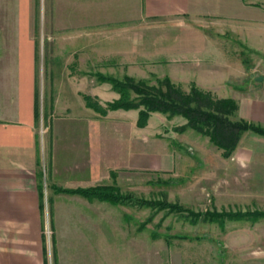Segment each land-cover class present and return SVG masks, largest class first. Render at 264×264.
<instances>
[{
    "label": "rangeland",
    "instance_id": "374dc122",
    "mask_svg": "<svg viewBox=\"0 0 264 264\" xmlns=\"http://www.w3.org/2000/svg\"><path fill=\"white\" fill-rule=\"evenodd\" d=\"M254 1L264 18V0ZM49 7L47 5L44 10V0H0L2 62L10 60L27 34L35 44V83L40 113L36 128L40 135L46 131L50 116L62 113L68 102L73 104L68 97L75 90L97 96L102 104L118 96L113 95L110 84L97 81L95 72L119 79L124 75L135 80L148 79L150 84H155L156 78L168 76L187 91L195 82L189 81L191 75L188 77L186 70L172 77L175 66L225 62L228 67L222 66L218 74L228 77V84H234L240 94L249 95L255 102H264V29L255 27L252 22L233 14L220 19L194 18L186 14L149 18L130 35L132 50L137 47L141 53V63L132 61L131 74H128L124 64L112 66L103 64L107 60H100L92 65L85 58L88 53L78 49L80 45L76 46L72 40L74 30L66 25L67 14L63 12L59 17ZM112 40V35L100 36V47H107L106 43ZM209 53L218 54L222 60L215 61L216 56H208ZM83 56V61L79 60ZM200 57H211V60L196 59ZM4 76V80L9 78ZM209 92L217 98L227 95L224 91ZM230 118H240L237 110ZM183 123L185 119L181 116L168 120L163 114H157L150 119L148 132H158L161 137L168 138L175 166L168 172L146 171L145 187L141 178L140 190L130 191L138 198L177 203L182 207L180 213L154 212L148 207L129 205L100 208L97 219L86 221L88 227L97 230L98 238V250L92 252L91 257L89 253V258H97L100 264H264V219L254 223L226 221L220 227L201 219L192 223L188 215L189 211L214 209H264V137L243 133L235 150L226 158L207 136L191 128L181 133L173 131L172 127ZM158 180L170 183L164 185ZM45 182L44 191L50 193ZM44 204L43 231L50 252L48 258L53 261L55 234L60 259H72L70 249L74 243L65 235L74 228V221L52 219L47 202ZM151 214L152 220L140 229L139 224ZM153 233L158 236L154 237ZM176 234L187 235L190 239H164V235Z\"/></svg>",
    "mask_w": 264,
    "mask_h": 264
},
{
    "label": "crops",
    "instance_id": "0c3cea01",
    "mask_svg": "<svg viewBox=\"0 0 264 264\" xmlns=\"http://www.w3.org/2000/svg\"><path fill=\"white\" fill-rule=\"evenodd\" d=\"M47 5L59 17L67 14L66 25L74 30L73 42L88 53L79 60L85 57L92 65L100 60L112 66L124 64L128 74L132 61L141 63V53L137 47L132 50L130 35L149 18L186 14L220 19L233 14L264 29V18L254 0H44L45 11ZM238 11L240 14H235ZM15 23L20 27L19 21ZM102 35L113 36L106 43V51L100 47ZM23 42L9 61L0 59V264H100L97 258L88 257L97 252L98 238L97 230L88 227L86 221L97 219L100 208L118 205L56 192L54 187L116 184L123 192L140 190L141 178L143 187L146 184V171L174 169L170 142L163 135L157 137L158 132H148L150 119L159 113H153L146 126L138 127L136 109L100 115L84 105L82 93H78L82 90L78 89L68 97L73 104L68 102L62 113L50 116L46 131L40 135L36 128L40 113L35 44L28 34ZM208 56L222 60L218 54ZM196 59L206 61L211 57ZM142 63L146 65L145 60ZM222 66L228 64L177 65L171 76L186 70L192 77L189 81L193 79L202 89L224 91V98L236 100L240 118L264 122V102H255L249 95L240 94L234 84H228V77L218 74ZM4 75L9 78L4 80ZM44 182L50 193L44 191ZM46 202L52 219L74 221V228L65 235L74 243L72 259H60L55 234L53 261L48 258L43 231Z\"/></svg>",
    "mask_w": 264,
    "mask_h": 264
},
{
    "label": "trees",
    "instance_id": "16d2710c",
    "mask_svg": "<svg viewBox=\"0 0 264 264\" xmlns=\"http://www.w3.org/2000/svg\"><path fill=\"white\" fill-rule=\"evenodd\" d=\"M100 83H108L118 97L100 103L97 96L82 93L84 105L100 115L108 111L123 109H136L138 112L137 126L144 127L153 113L163 114L168 120L174 116H181L185 123L172 127L175 132H183L187 128L208 137L210 143L222 150V156L228 158L235 150L243 133L264 137V123L238 118L232 120L230 116L237 110V103L232 98H217L209 91L190 84L186 91L180 85L174 84L168 76L156 78L155 84H150L148 79L135 80L124 75L122 79L100 72L94 73ZM37 114V113H36ZM167 130V129H166ZM161 137V135H158ZM172 143H174L172 141ZM175 144V143H174ZM167 185L170 181L158 180ZM56 192L78 194L88 200H98L111 205H129L138 208H150L154 212L180 213L182 207L177 203L168 202L166 199L138 198L130 192H122L116 184H98L90 187L59 188ZM153 212V213H154ZM189 221L197 222L199 219L217 223L223 227L226 221H250L252 223L264 219V209L257 207L244 210H206L204 212L189 211ZM187 215V216H188ZM149 215L139 224L142 229L152 220ZM153 236L158 234L153 233ZM171 238L190 239L187 235H164V239ZM54 241L52 239V245Z\"/></svg>",
    "mask_w": 264,
    "mask_h": 264
},
{
    "label": "water",
    "instance_id": "95a60500",
    "mask_svg": "<svg viewBox=\"0 0 264 264\" xmlns=\"http://www.w3.org/2000/svg\"><path fill=\"white\" fill-rule=\"evenodd\" d=\"M259 79H261V77H259Z\"/></svg>",
    "mask_w": 264,
    "mask_h": 264
}]
</instances>
